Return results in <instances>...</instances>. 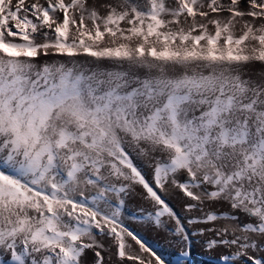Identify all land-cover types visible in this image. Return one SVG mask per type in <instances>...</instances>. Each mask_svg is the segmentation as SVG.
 <instances>
[{
  "label": "snow or ice",
  "instance_id": "obj_1",
  "mask_svg": "<svg viewBox=\"0 0 264 264\" xmlns=\"http://www.w3.org/2000/svg\"><path fill=\"white\" fill-rule=\"evenodd\" d=\"M133 197L264 264V0H0V264H166Z\"/></svg>",
  "mask_w": 264,
  "mask_h": 264
},
{
  "label": "bare ground",
  "instance_id": "obj_2",
  "mask_svg": "<svg viewBox=\"0 0 264 264\" xmlns=\"http://www.w3.org/2000/svg\"><path fill=\"white\" fill-rule=\"evenodd\" d=\"M137 191L139 192L140 189L138 188ZM160 194L169 202L177 214L180 215L185 227H188L186 220H184L185 213L182 211L180 200L165 193ZM140 207H147V205L139 197H133L127 201L126 208L124 210L126 223L129 228L139 233L155 248V250L166 261V264H213L212 257L215 254L207 252L200 246L197 242L200 238H192L190 254L187 257H184L180 255V250L178 248L164 242V240L161 239L154 230L146 231L140 223L133 219V216L138 214V209ZM169 226L171 227L172 224L170 223ZM201 226L202 225H197V227ZM105 243H107V241H105ZM91 256L92 253L88 252L86 258H91Z\"/></svg>",
  "mask_w": 264,
  "mask_h": 264
},
{
  "label": "rangeland",
  "instance_id": "obj_3",
  "mask_svg": "<svg viewBox=\"0 0 264 264\" xmlns=\"http://www.w3.org/2000/svg\"><path fill=\"white\" fill-rule=\"evenodd\" d=\"M100 239H103V238H100Z\"/></svg>",
  "mask_w": 264,
  "mask_h": 264
}]
</instances>
